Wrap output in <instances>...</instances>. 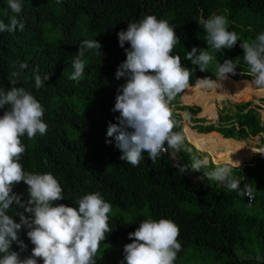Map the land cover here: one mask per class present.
<instances>
[{"label": "trees", "instance_id": "16d2710c", "mask_svg": "<svg viewBox=\"0 0 264 264\" xmlns=\"http://www.w3.org/2000/svg\"><path fill=\"white\" fill-rule=\"evenodd\" d=\"M220 7L228 10V30L235 31L242 40H253L264 32V0H60L59 3L57 0H23L19 18L25 22V29L0 33V89L11 88L10 74L18 70V65L13 67L15 62H26L28 67L21 72L16 86L24 87L38 99L45 109L43 121L48 125L43 136L37 134L31 140L26 135L21 138L26 147L20 161L25 171L51 173L58 180L65 199L54 203L78 207L75 200L98 192L112 205V211H121L109 214L112 231L100 244L96 264H104L100 252L106 246L115 247L121 241L131 243L128 234L145 219H169L179 226L182 251L177 258L188 252H208L214 260L211 264H264V154L255 153L253 158L251 154L238 160L229 155L233 154V149H243L240 140L248 141L261 134L260 148L264 149V122L260 119L258 106L253 107L250 102L236 104L232 112L230 109L220 116L217 125H188V142L185 140V143L192 149L191 153H173L169 149L152 163L148 153L144 152V159L137 167L120 160L122 153L116 147L115 139L107 137L109 124L118 123L115 118L119 113L112 109L118 89L126 82L123 77L117 80L115 73L126 60L125 49L130 48L128 42L124 48L119 46L117 33L126 30L128 23L139 22L148 15L167 20L175 27L180 43L172 54L179 55L182 65L193 70L190 83L194 90L186 92L195 104L184 97L182 104L181 95L177 96L172 101L175 118L180 121L175 110L196 114L199 108L189 106L196 104L201 107V116L216 114L214 89H204L197 84V79L205 77L215 80V67L201 72L184 57L193 47L201 49L197 42L190 44L189 41L196 36L205 37L199 21L220 15L217 10ZM248 13L260 17L259 29L252 31L247 24L241 26L235 22L239 16ZM12 14L8 0H0V20L7 23ZM86 39H96L102 48L99 53L85 51L84 78L77 83L69 79L74 71L72 61ZM239 45L240 41L230 50L214 52L216 61L221 64L226 59L239 61L237 74H229L232 78L228 75L218 82V86H223L220 95L231 96L232 101H241L253 93L264 96L258 90H248L242 83L252 90L256 88L250 86L252 77ZM34 70L42 78L51 74L38 90ZM5 110L0 109V116ZM175 131L181 132V127ZM190 137L200 142L197 144L200 151L224 156V159L211 156V160L220 161L219 164H231V160L239 162L233 175L241 179V187L251 185L252 203L248 204L245 195L228 190L224 184L208 180L203 170H190L191 157L199 158L203 154L196 150ZM106 139L112 142L106 143ZM243 154L241 150V156ZM209 162V168L205 170L217 165ZM178 165H187L189 170L181 173ZM24 187L28 186L21 182L13 187V192L26 203L29 196ZM130 210L134 213L127 219L124 215ZM15 212H24V209L14 203L7 213L19 223L20 218ZM24 215L32 214L24 212ZM27 231L24 227L18 233L26 247L21 249L16 242L11 247L21 259L30 256L34 247ZM253 238L260 242L259 259L256 252L249 251L248 245ZM38 264L43 261L38 260Z\"/></svg>", "mask_w": 264, "mask_h": 264}, {"label": "clouds", "instance_id": "9594fccd", "mask_svg": "<svg viewBox=\"0 0 264 264\" xmlns=\"http://www.w3.org/2000/svg\"><path fill=\"white\" fill-rule=\"evenodd\" d=\"M8 7L13 14L7 23L0 20V33L23 31L25 22L19 18L23 12V0H8ZM199 24L206 34L204 38L208 48L193 47L186 52L184 59L205 72L216 61L212 52L217 54L230 50L240 41L252 83L264 93V32L251 41L242 40L235 31L228 30L229 21L223 15L201 19ZM117 35L121 48H124L125 42L130 44V48L125 49L126 60L115 73L117 80L122 77L126 80L118 89L112 109L119 113L115 118L118 123H110L107 128V137L115 139L116 147L122 153L120 160L137 167L144 159V152L148 153L152 163L167 154L169 149L173 153H191L172 106L177 96L192 87L190 79L193 74L192 69L182 65L179 55L172 54L180 43L175 27L167 20L148 15L139 22L128 23L127 29ZM101 48L96 39L83 40L72 61L74 71L69 79L79 83L84 78L85 51L99 53ZM238 64L239 61L232 59H226L222 64L216 61V79H197V84L204 89H217L218 82L226 79L228 74H237ZM16 65L18 70L10 74L11 88L0 89V109H7L0 116V264H38V260H42L43 264H96L100 244L112 231L109 225L112 205L98 192L75 200L78 207L54 203L65 199L58 180L51 173L25 171L20 162L26 151L21 138L26 135L31 140L37 134L43 136L48 125L43 121L45 109L38 99L24 87L16 86L21 72L28 67L27 63L17 61L13 67ZM33 76L38 90L51 74L42 78L34 70ZM180 111L185 113L184 120L192 119V122L189 121L191 126L214 124H206L205 120L194 121L186 110H175L178 114ZM178 127H181V132L175 131ZM111 142L106 139V143ZM191 160V171L203 170L208 180L220 182L228 190L251 198V185L241 187V179L233 175V169L239 167V162L231 160V164H217L211 170H205L210 163L207 157L200 159L192 156ZM178 170L185 173L189 168L178 165ZM21 182L28 186L29 199L26 203L13 192V187ZM14 203L32 215L15 212L20 218L17 223L7 214ZM24 227L28 229L27 236L34 247L30 256L21 259L11 247L13 242L21 249L26 247L18 237ZM128 236L132 242L124 245L123 249L127 264H174L182 251L178 239L179 226L169 219L142 220Z\"/></svg>", "mask_w": 264, "mask_h": 264}, {"label": "rangeland", "instance_id": "374dc122", "mask_svg": "<svg viewBox=\"0 0 264 264\" xmlns=\"http://www.w3.org/2000/svg\"><path fill=\"white\" fill-rule=\"evenodd\" d=\"M219 1L222 2V1H226V0H219ZM217 10L221 12L220 15L225 16L228 19V21L230 22V19L228 18V10H227L226 7H223V8L220 7ZM235 22H237L241 26H243L244 24H247V26L252 31L255 28L259 29V27L261 26L260 17L257 14H255V13H248L246 15H241V16H239L238 20L235 21ZM247 40H251V39L248 38ZM192 42H197L199 44V46L201 48H203V49H207L208 48V45H207L206 40H205L204 37H197V36L193 37L189 41V43L192 44ZM209 51L211 52L212 50L210 49ZM212 54L214 55V52H212ZM215 64H216V61H214L213 64L210 65L209 69H213L215 67ZM242 83L245 84L246 88L248 90H250V91H256L257 90L256 88H255V90L250 89L249 86L245 82H242ZM229 84H231V83H228V85ZM228 85H226V86H228ZM253 85L254 84L252 83L250 86L252 88H254ZM226 86H224V87H226ZM222 88H223V86H219L217 89H214V92H213L217 96L216 101H215V108H216L215 112H216V114L212 113V115H211V114L208 113V115L205 117V116H201V114H200L201 112L199 111L197 114H195V116H191V115L190 116L194 117V120L195 119H199V118H203L206 121V124H208L209 122H212V123L217 125L219 123L220 116L224 115L230 109H232V110H230V112H232L234 110V107H235L234 105L245 103V102H250L251 106H253V107L258 106L257 109H258V112H259V115H260V119L262 120V122H264V101H262V99H264L263 98L264 96H262L261 93H257L256 95L253 93V94L249 95L246 99H243L241 101H232L233 97H231V96H228V98L221 97L220 93L222 91ZM186 91L187 90H185V93H183L181 95L182 97L181 96L179 97L180 102H182V99H183L184 96H185L184 98H187V100L192 101L190 95H188V97H187V92ZM204 94L208 95L206 93H204ZM259 98H262V99L260 100ZM201 99H203V98L201 97ZM210 101H212V100H210ZM182 104H183V102H182ZM184 105H188V104H184ZM189 106L199 107L200 110H201L200 106H196V105H189ZM184 114H185L184 111H180V113H179L182 130H183V133H184L185 138H186L187 134H188V132L186 131L187 130V126L189 125V121H191L192 119L190 120V118H189L188 120H184ZM254 137H256V136H254ZM190 139H191V137H190ZM186 140H187V138H186ZM192 141L195 144V147L197 149H199L197 144H199L200 142L198 143V141H194V140H192ZM234 141H237V140L234 139ZM240 141L243 142L241 144H245L246 142H247V144L249 143L247 140H244V141L240 140ZM209 144L212 145V143H209ZM200 146H201V144H200ZM258 146H262V145H258ZM241 150L244 151V154L242 156H241ZM241 150L240 149H233V152H232L233 154H229V155H231V156L233 155L232 157L236 158L235 160L242 159L243 156L246 154V150L244 148L241 149ZM248 150L251 151L252 149H248ZM199 151H200V149H199ZM200 152H201V154L203 153L202 155L199 156L200 159H203V158L207 157L213 163H216V164L221 163L220 161L217 162L215 160L214 161L211 160V158H210L211 156H213V157H216V156L206 154V153H209V152L202 151V150ZM220 155L221 154H219L218 156H220ZM216 158L217 159H224L223 156H221V158L220 157H216ZM228 158H230V157H227V159ZM224 164H226V163H224ZM23 190H24V192H27V196H29L28 195V187H24ZM113 212L121 213V211L118 210V209H114L113 211H111V213H113ZM133 213L134 212L130 210L128 214L124 215L125 214L124 213L123 215L127 219H129V218H131ZM259 244H260V242L257 239L253 238L251 243L248 245L249 251L250 252H256L257 253L256 257L258 259L261 258V252H262L260 247H259ZM124 245H126V243L121 241L119 243L117 242V244H115V247L106 246V248L103 249L100 252V255H101L102 259H103L104 264H121V263L124 264V263H127L124 260V251H123ZM238 253H241V250H238ZM263 255L264 254L262 253V258H263ZM211 263H214V260H213L212 256L208 252H188V253H186L184 255V257L177 258L176 261L174 262V264H211Z\"/></svg>", "mask_w": 264, "mask_h": 264}, {"label": "crops", "instance_id": "0c3cea01", "mask_svg": "<svg viewBox=\"0 0 264 264\" xmlns=\"http://www.w3.org/2000/svg\"><path fill=\"white\" fill-rule=\"evenodd\" d=\"M229 75V74H228ZM230 76V75H229ZM231 77V76H230ZM232 78V77H231ZM264 98V97H263ZM260 100L262 99V98H259ZM195 104V103H194ZM199 108V107H198ZM199 111H200V108H199ZM198 111V112H199ZM188 112V111H187ZM197 112V113H198ZM189 113V112H188ZM196 113V114H197ZM189 115H191V116H195V114L193 115V114H191V113H189ZM194 118V117H193ZM262 121V120H261ZM187 132H188V127H187V130H186ZM189 133V132H188ZM260 137H263V135L261 134V135H256V137L254 138V139H251V140H248V144H247V142L245 143V144H241V146L246 150V154L243 156V158L244 157H246V156H248L249 154L251 155V157L255 154V153H257V154H264V149L263 148H260V146H258V145H261V140H260ZM253 140V141H252ZM241 143H243V142H241ZM247 144V145H246ZM256 150H255V149ZM248 149H252L251 151L250 150H248ZM208 155H210L209 153H208Z\"/></svg>", "mask_w": 264, "mask_h": 264}, {"label": "built area", "instance_id": "2783aa9c", "mask_svg": "<svg viewBox=\"0 0 264 264\" xmlns=\"http://www.w3.org/2000/svg\"><path fill=\"white\" fill-rule=\"evenodd\" d=\"M245 197L247 198L248 204L252 203L254 200V194L252 193L251 198H249V196L245 195Z\"/></svg>", "mask_w": 264, "mask_h": 264}, {"label": "bare ground", "instance_id": "6f19581e", "mask_svg": "<svg viewBox=\"0 0 264 264\" xmlns=\"http://www.w3.org/2000/svg\"><path fill=\"white\" fill-rule=\"evenodd\" d=\"M219 87V86H218ZM190 89H193L192 87L190 88ZM194 90V89H193ZM195 91H197V90H195ZM199 92H201V93H203L204 94V92H202V91H199ZM185 97V96H184ZM186 100H187V98H185ZM188 101H190V100H188ZM192 102V101H191ZM197 105V104H196ZM201 112V111H200ZM190 125V124H189ZM188 127V126H187ZM188 141V140H187ZM232 149V148H231ZM208 154V153H207ZM210 155H214V156H216V157H220L221 158V156H217V155H215V154H211V153H209ZM224 157V156H223Z\"/></svg>", "mask_w": 264, "mask_h": 264}, {"label": "flooded vegetation", "instance_id": "af4514ba", "mask_svg": "<svg viewBox=\"0 0 264 264\" xmlns=\"http://www.w3.org/2000/svg\"><path fill=\"white\" fill-rule=\"evenodd\" d=\"M198 122H200V121H198Z\"/></svg>", "mask_w": 264, "mask_h": 264}]
</instances>
